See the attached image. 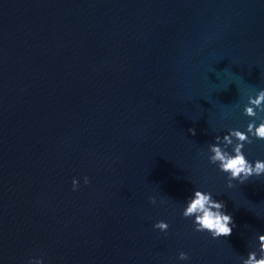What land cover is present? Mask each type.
Wrapping results in <instances>:
<instances>
[{
  "label": "water",
  "instance_id": "water-1",
  "mask_svg": "<svg viewBox=\"0 0 264 264\" xmlns=\"http://www.w3.org/2000/svg\"><path fill=\"white\" fill-rule=\"evenodd\" d=\"M259 90L264 0H0V264H241L264 175L229 189L209 145ZM194 190L231 236L182 216Z\"/></svg>",
  "mask_w": 264,
  "mask_h": 264
},
{
  "label": "clouds",
  "instance_id": "clouds-1",
  "mask_svg": "<svg viewBox=\"0 0 264 264\" xmlns=\"http://www.w3.org/2000/svg\"><path fill=\"white\" fill-rule=\"evenodd\" d=\"M260 114H264V90L257 91L254 98L248 97L243 115L250 118L251 122L248 123L246 131L231 129L222 139L216 136L215 143L209 145L208 162L216 165L218 170L226 175L229 189L235 186L233 182L243 185L252 177L264 175V161L250 162L243 152L246 144L250 145L255 140L264 141V117ZM257 120L260 121L258 126ZM189 133L195 135V129H189ZM84 184H89L88 177H84ZM78 189L79 182L73 179L72 190L77 191ZM149 202L157 203L155 197H149ZM165 202L160 201L161 204ZM182 216L193 220L196 232H207L213 239L231 236L233 228L236 227L232 215L226 211L225 203L215 200L210 192L194 190L192 196L186 201ZM153 227L166 233L169 225L164 221H159ZM257 251L259 258H257ZM257 251L248 252L246 259L241 258V264H264V235L258 237ZM188 258L184 252L179 254L180 260ZM28 264H43V262L42 260H30Z\"/></svg>",
  "mask_w": 264,
  "mask_h": 264
}]
</instances>
